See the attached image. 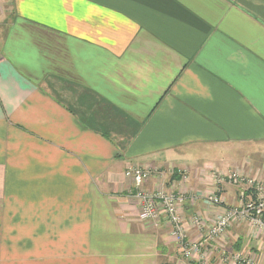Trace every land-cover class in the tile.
Wrapping results in <instances>:
<instances>
[{
  "label": "crops",
  "instance_id": "1",
  "mask_svg": "<svg viewBox=\"0 0 264 264\" xmlns=\"http://www.w3.org/2000/svg\"><path fill=\"white\" fill-rule=\"evenodd\" d=\"M0 6V264L182 257L166 222L139 218L125 174L134 166L154 171L146 188L210 208L218 189L216 211L190 200L180 210L209 264H264V228L238 222L208 238L239 205V186L220 174L264 183V0Z\"/></svg>",
  "mask_w": 264,
  "mask_h": 264
},
{
  "label": "built area",
  "instance_id": "2",
  "mask_svg": "<svg viewBox=\"0 0 264 264\" xmlns=\"http://www.w3.org/2000/svg\"><path fill=\"white\" fill-rule=\"evenodd\" d=\"M126 175L134 180L133 195L141 205L139 217L145 221L165 220L173 226L171 236L176 245L180 244L183 257L191 264H209V258L204 249L203 240H187L184 230V221L180 210L184 207L185 194L173 193L165 190H147L144 188L146 180L152 175L151 170L130 167ZM227 179L238 191L239 205L227 208L223 214L216 217L213 226L209 227L208 238L222 236L230 227L238 222H247L252 227L264 228V183L247 177L242 171H232L227 175L220 174L217 183ZM252 190L255 193H252ZM250 191V192H249ZM214 193V192H213ZM208 195V201L213 205H222L224 200L220 195ZM218 194V191H217ZM193 222L203 227L204 222L194 217ZM241 261V264H252L250 261Z\"/></svg>",
  "mask_w": 264,
  "mask_h": 264
},
{
  "label": "rangeland",
  "instance_id": "3",
  "mask_svg": "<svg viewBox=\"0 0 264 264\" xmlns=\"http://www.w3.org/2000/svg\"><path fill=\"white\" fill-rule=\"evenodd\" d=\"M7 3V2H6ZM10 3V2H9ZM0 4H2V0H0ZM0 8H1V6H0ZM8 12H10V10L9 9H7V13ZM1 13H2V15H1ZM4 15H6V13H4L3 14V11H1V9H0V27H1V25H2V23H1V20H3V18H4ZM1 34H2V36H3V34H4V31L3 30H1L0 31V45H1V42H2V39H1ZM59 88V91L61 92L62 91V89L60 88V87H58ZM62 94H64V95H62V97L63 96H65L66 97V95H68V93L66 92V95H65V93L64 92H62ZM112 127H116V125L114 124ZM134 167H137V166H134ZM139 168H142V167H139ZM144 169H146V168H144ZM148 170H151V172H152V175H150V177L146 180V182H145V184H144V188L145 189H147V190H151V189H148V188H146V183L151 179V177H153L154 175H153V173H154V171L152 170V169H148ZM233 171H236V170H240V171H242V172H244L245 173V175H247V173L244 171V170H242V169H232ZM232 172V171H231ZM127 173V171L125 172V174ZM199 174H200V176H204L205 174H207V173H205V170H203V171H200L199 172ZM127 176V175H126ZM127 178H128V176H127ZM202 178V177H201ZM131 179V178H130ZM203 180H205V179H203ZM131 182H132V187L129 189V191H130V194L131 195H133V184H134V180L133 179H131ZM230 184H232L230 181H228ZM206 182L205 181H202L200 184L202 185V184H205ZM234 185V184H233ZM156 188H159V189H157V190H165V191H168V192H175V191H173V189H169V188H167V187H165V188H163V186L162 187H156ZM239 189H241V187L239 186L238 187V190ZM210 191H211V189H210ZM217 191H218V189L217 190H215L214 191V195L215 196H218V194H217ZM175 193H179V192H175ZM137 199V198H136ZM201 197H199L198 195H196V194H190L189 196L188 195H186L185 196V199H184V201H183V206H185V204H186V202L187 201H191L194 205L195 204H202L203 202V204L205 205V207H206V205L209 207V209L212 211V212H214V211H216L217 210V206L218 205H215V206H213V207H211L210 208V205L209 204H205V202H207V201H201ZM138 200V199H137ZM207 200H208V198H207ZM207 209V208H206ZM207 211H209L208 209H207ZM211 212V213H212ZM195 217H197V218H199V215H197V216H195ZM140 218V217H139ZM142 220V219H141ZM143 221H145V220H143ZM152 222H155V223H158V224H161V223H163V222H166L165 224H164V230H165V233H167V234H165L166 235V237L167 238H170V235L172 234V230H173V226H172V224L171 223H168L167 221H165V220H161V221H152ZM214 222H215V220H213L212 221V223L211 224H209V227H211V226H213V224H214ZM203 225H206V223L205 224H203ZM166 228V229H165ZM165 238V237H164ZM197 239H200L201 240V235L199 236V238H197ZM173 240V239H172ZM162 241V240H161ZM174 243H175V239H174ZM176 244V243H175ZM174 247V246H173ZM175 249H177V248H180V244H178V245H176V247H174ZM180 252H182L181 250H180ZM170 255H172V253L170 254ZM176 256V255H175ZM169 257V256H168ZM170 258V257H169ZM174 258V259H173ZM178 259H176L175 257H171L170 258V262H171V264H185V262H186V264H191L190 262H188L185 258L183 259V256L182 257H177ZM179 260V261H178Z\"/></svg>",
  "mask_w": 264,
  "mask_h": 264
}]
</instances>
